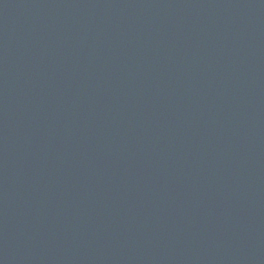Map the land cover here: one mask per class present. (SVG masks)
Returning a JSON list of instances; mask_svg holds the SVG:
<instances>
[{
  "label": "water",
  "instance_id": "1",
  "mask_svg": "<svg viewBox=\"0 0 264 264\" xmlns=\"http://www.w3.org/2000/svg\"><path fill=\"white\" fill-rule=\"evenodd\" d=\"M0 264H264V0H0Z\"/></svg>",
  "mask_w": 264,
  "mask_h": 264
}]
</instances>
